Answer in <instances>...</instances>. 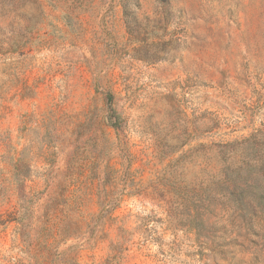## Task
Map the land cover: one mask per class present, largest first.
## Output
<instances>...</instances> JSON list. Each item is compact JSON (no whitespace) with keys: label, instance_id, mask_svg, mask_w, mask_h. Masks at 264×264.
Instances as JSON below:
<instances>
[{"label":"rangeland","instance_id":"rangeland-1","mask_svg":"<svg viewBox=\"0 0 264 264\" xmlns=\"http://www.w3.org/2000/svg\"><path fill=\"white\" fill-rule=\"evenodd\" d=\"M117 243L264 264V0H0V264Z\"/></svg>","mask_w":264,"mask_h":264},{"label":"trees","instance_id":"trees-1","mask_svg":"<svg viewBox=\"0 0 264 264\" xmlns=\"http://www.w3.org/2000/svg\"><path fill=\"white\" fill-rule=\"evenodd\" d=\"M141 229H142V227H141ZM121 247H122V244H120V243L112 245V252L113 253H111V255L108 257V259L106 260L105 264H112V262L114 260L119 258V252H120L119 250L121 249Z\"/></svg>","mask_w":264,"mask_h":264}]
</instances>
